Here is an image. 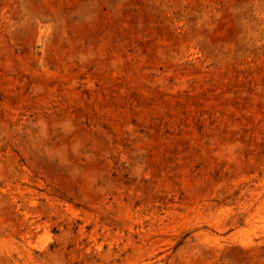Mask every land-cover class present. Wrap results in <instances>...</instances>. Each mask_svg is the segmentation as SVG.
Wrapping results in <instances>:
<instances>
[{
  "label": "rangeland",
  "instance_id": "rangeland-1",
  "mask_svg": "<svg viewBox=\"0 0 264 264\" xmlns=\"http://www.w3.org/2000/svg\"><path fill=\"white\" fill-rule=\"evenodd\" d=\"M0 264H264V0H0Z\"/></svg>",
  "mask_w": 264,
  "mask_h": 264
}]
</instances>
